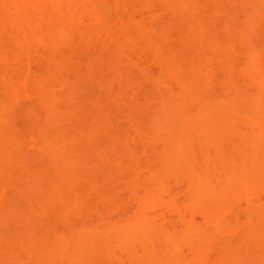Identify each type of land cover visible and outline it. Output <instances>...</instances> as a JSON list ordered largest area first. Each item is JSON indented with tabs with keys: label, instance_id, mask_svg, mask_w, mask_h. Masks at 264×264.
Wrapping results in <instances>:
<instances>
[{
	"label": "rangeland",
	"instance_id": "374dc122",
	"mask_svg": "<svg viewBox=\"0 0 264 264\" xmlns=\"http://www.w3.org/2000/svg\"><path fill=\"white\" fill-rule=\"evenodd\" d=\"M33 1L35 2L36 0H32V2ZM81 1L79 2L78 0L77 6H76L77 11H76V14L74 15V18L76 19L77 23H75V25L73 24L74 25L73 27L71 26L72 27L70 28L71 30L67 28L68 35L71 36L70 39L65 38L66 33L65 31H62V30L61 32L60 30H58L59 35L57 31H55V33L49 32L48 36L46 35L47 31L42 30L43 32H45V37L42 38L44 39V42H42L41 40L40 42L36 40L37 41L36 43V41L31 39L32 43L30 41L31 49L29 51H25L22 48H20L19 43H17L16 40H13L12 38V36L14 35H19L17 36V38L19 37L18 39L20 40L21 39L20 36H22L23 34L24 29H22V31L20 29H21V26L24 27V24H23L24 22L21 23L23 25H20L19 21H17L16 19L17 17L21 16L22 9L21 10L19 9L20 13H17L19 11L16 12L17 13L16 15L18 16L15 17L16 22H18L19 24L20 29L19 28L17 29V27L14 28L15 26H9L8 25L9 22L8 24L4 22L6 23L4 24L0 18V101L1 100L4 101L7 99L13 111L12 113L13 116L11 115V117H9L8 119H4L3 123H1V125L3 126L1 129L3 130L7 129L6 132L7 131L9 132V131H13L11 130L12 125L14 128L16 126L19 127V128L16 127V129L18 128L17 130L20 133H17V132H15V134L12 133L15 135V137H17V140L18 141L21 140L19 142L22 143L19 145L20 147H17L16 149L18 151V149L21 148L19 150V154L20 155L26 154L28 160H29V157L31 160L30 162L28 161L27 163L28 166H30V168L26 166L27 164L22 165V167L24 166L23 169L26 168L24 170H21L22 167L20 166L21 161L23 159L22 160L20 159V162L14 161L15 163H20L19 166L17 165L18 168L16 167L15 163L10 165L11 167L9 166L10 167L9 171L10 173L12 172L11 175L13 174L15 176V179H14V176H11V183H13L14 181L15 184L13 185L14 187L12 186L11 190H10V187L8 188L9 186L8 184H7L8 185L7 189L5 188L6 191H3L5 189L2 190V192L5 193V194H2L3 195L2 197H5L6 199L1 197L3 201L1 199L0 206L4 205V206H1V209L3 207V209L5 210L8 204H11V205L16 204V206H21L22 204H24L23 199L27 197L26 196L27 194L24 192L28 190L26 188H29L30 193L32 192V194L39 195L40 192L38 193V190L40 189L39 191H41V186L44 183L40 185V188L38 187L34 189L31 186L33 189L32 190L30 188V185H28L29 182L27 181L28 183H25L26 181L24 182V179H23L22 180L24 182L23 183L21 182V179L22 177L25 178V175H29V174L35 175V174H32L33 169L31 167H34V168L36 167L37 169V167L41 165L40 163L41 158L38 157L39 154H37L36 150H34V148L36 147V143H38L36 141L40 140L42 134L55 135L56 134L55 132H57V128H59L58 127L59 125L60 127L61 125H63V127L64 126L67 127V130L70 132L73 130L83 129L87 133V131L91 132L92 130H94L95 118H98V120H103L104 122L100 128V131L97 134H94V131H92L93 135L91 134L92 132L87 133L89 137L92 136L91 139L86 141L88 139L87 138L85 141L80 140V141H76L75 143L79 144L82 142L84 146L86 144L91 149H94V148H96V150L100 149L101 152L104 151L106 153L104 152L103 153L108 155V152L110 153V151L112 150L111 148L114 145V143L120 142L122 140V137L124 136L131 137L132 139L137 140L140 143L136 142L137 145L136 144L134 145V147H137L136 150L134 148L136 154L134 153L135 156L133 159H130V162L134 164L133 161L135 162L137 161L139 166L138 168L134 170V172H129L128 170L126 171L124 170L125 172H122L123 169L122 170L120 169L121 171L116 170L117 169L116 166L114 168L113 164L106 163L105 164L106 166H109L110 164L112 165V166L110 165L111 168L108 167L112 169L111 171L114 170L113 174L112 175L110 174V178L112 179L109 178L110 181L107 182L108 178H107L106 172H103L106 175L105 177L103 176L104 174L102 173V171L104 170L100 171L102 167L101 168L98 167L100 169L98 170L96 169L97 167L95 168L90 165L87 166V163H85V165L83 163V165L79 167L81 170L80 172L83 177L87 176L86 180L87 181L89 180V182L87 183L83 179H80L82 178V176L80 175L74 178L75 185H72L70 191H75V194H79V195H76V197H80V199L86 196L85 197L86 202L84 203H87L86 205L90 203L88 207L89 206L91 207V205L95 206V203H97L96 206L93 207L95 209L91 208L95 210L96 212L92 210L90 211V207L89 208L85 207L86 209L90 211L89 212L82 205L81 206L82 208L80 209L83 211H80V209L78 211V209L76 210L75 208V211L77 214L68 215L69 217L66 219H68V221L70 222H66L65 221L66 219L64 217L62 220L60 219V217H57L58 215H56V213L57 214L60 213L58 211L62 210L63 205L60 203L61 204L60 205L61 207H60L58 205L59 203L58 204L54 203V205L57 204L58 206L55 205V208L52 207L46 210L43 213L46 215H43V217L40 216V214H39L40 218L38 219L39 216L37 217L36 222L38 221L39 225L42 222L41 227H38V224H36L35 221H33L35 223L33 222L31 223L32 224L31 225L32 227H30L31 233H32L31 236H28L27 233H24L25 235L23 234L21 235L22 232L18 233L17 235V232H18L17 228L21 226L20 225L21 223L23 226L24 218L23 220L19 218L20 221L17 220V218H15L16 221L14 222L12 221V223H10L11 221L8 223L6 222V225L5 226L3 225L4 228L2 227L1 228L2 230L0 232L1 234L0 244H2L0 245V250L2 249V251H0L2 254L0 253V255L3 257L5 256L4 258L3 257L0 258L1 259L0 264H40L45 260L44 256H45L46 250L44 246L45 243L43 241L49 240L51 236L54 237L53 235L54 232L56 233V235L58 234V237H61L59 236V234L66 235L67 231L69 230L67 228H70V227L72 228L73 226L74 227H78V226L85 227L88 225L93 226V225H96V222H97L98 224L97 227L99 228V227H102V223H103V226L106 225V223H104L106 221L108 223L114 220H119L121 218L128 219L130 217L129 218L130 220L135 218L133 213H135L136 207L138 205L137 198L139 196L137 195H141L143 193L144 187L147 184V181L145 178H147L146 175H148V173H147V170L145 169V166L147 165L149 161L148 155L150 156L151 154H153V152H151L152 150L150 152L145 150L149 147L151 148L153 144L151 145L150 144L151 142L150 143L148 142L150 140H147V138H143V137L148 131L152 130L151 126H152L153 118L156 112L160 108V105L157 99L162 95L163 89L170 88L168 90L174 92L175 90H178L177 88L178 86L176 87V84L174 83L173 79L170 80L171 82L169 81V78L171 77L173 70H171L170 68L165 69V67H164V70L163 69L161 70V66L163 67L162 59L160 61L159 56L157 57V55L149 52V50L146 48V43H145L146 41L143 42V39H139V38H138L139 40L137 39L138 35H136V33L138 34L137 32L138 29H136V33H135L136 36L133 35V33L135 32V29L133 28L134 25L132 24L133 26H131L127 23V22H130L131 24L132 20L129 21L130 20L129 19L127 21L126 19L128 18L129 14L131 15V13L135 12L134 13L135 16L133 15V17L136 18L138 16L136 18L138 21V24L140 23V21L141 22L146 21L148 22L147 26H152L153 29L156 28V30L154 29L155 32L157 31V33L154 32L155 36L156 34H158V32L163 31L164 38L166 40L164 42H166L167 47L171 49L170 51L176 48L178 49L182 48V50L180 49L179 51H181L184 54V57H185L184 64L185 65L190 64L191 63L189 62L190 59L195 57V58H198V61L201 64L207 66L208 73L207 74L205 73L204 78L205 79L207 78L208 80L210 79V84L208 85V89L206 88L207 89L206 92L212 93V94H220L226 84L225 82L229 79L231 80L232 83L230 87H228L230 82H227L226 84L228 85L227 86L228 89L226 88L227 89L226 94L228 93V96L233 95L235 91L239 93H241V91L242 92L245 91V95H246V92L249 91L250 95H248L249 93L247 94L248 101L255 102L256 104L264 101V2H263L264 0H187L188 4L192 5V8L194 7L193 11H191L192 9L190 6V10L188 12L182 9H180L182 11H178L179 10L178 8H177L178 10H175L174 8L176 7L174 8L167 7L169 6L168 4H166V7L163 8L161 5H156L158 3V0H155L156 4H154L155 3L154 2L152 3V5H150L152 7L147 6L146 4L143 5V2H142L143 0L142 1L141 0H123V1L122 0H117V1L116 0H89L88 1L87 0V3L90 2L91 4L89 5L88 3L89 6H87V3H85L86 2L85 0H84L85 1L84 3H81ZM7 2H10V1H7ZM3 3L4 2H0V5H1L0 8L3 7L0 10H2L1 14L3 12L4 15L3 14L2 15L5 17L6 15L11 13V10L14 11L15 8L13 7V5L9 7L10 5L9 3L8 4L6 3L3 4ZM89 9L91 10V12L94 11V9L96 10V12L95 11L94 13L92 12L93 16L95 17L91 16L92 13L90 12ZM22 13H23V10H22ZM24 13L22 14L21 17L28 20L29 23L25 19L20 20V21H26L28 25L32 23V25L30 24L31 30L28 29L27 25H26L27 28L24 27L25 29H27L26 31L29 30V31L34 32L37 29L38 30L37 32L38 33L40 32L41 34L42 31H39V29L36 28L37 25H35V24H38L37 22L38 20H40L39 19L40 15L39 14L37 15L36 12L34 13L32 11V12H28V14L26 13L25 16H23ZM96 13L98 14V18H96L97 17ZM190 15L191 16L194 15L193 18ZM3 16L0 15V17H3ZM246 16L248 17L246 18ZM3 20H6V19L3 18ZM8 21L11 22L12 20H8ZM122 22L128 25L125 24L124 26ZM134 24L136 25L137 23L134 22ZM200 24L203 25V28H200L201 27L199 26ZM126 26L129 28H126ZM11 27H13V29ZM34 28L36 29L34 30ZM144 28H147V27L145 26ZM10 32L12 33L11 34L12 36L7 38ZM129 32L130 33L132 32L131 33L132 35ZM247 32L248 34H246ZM5 33H7L6 38L4 36L6 35ZM24 33L26 34L27 32H24ZM31 33L32 32H30L29 35L33 34ZM114 33H115V36H114ZM122 33L129 35L126 37L127 39L124 40L125 37L124 38L122 37L123 35ZM163 34L162 35L160 34V35L163 36ZM133 36L136 38H134ZM61 37H64L66 40L64 38H62L63 40L60 39ZM128 37L131 39L132 43L129 42L130 40ZM231 37L234 38L233 42H230ZM241 39H242V42L245 40L246 42L244 41V44L247 43L250 47L248 54H245V52H247L246 49L244 52L242 51V49L244 48L241 47L242 49H240L239 46H237L239 40L241 42ZM123 40L125 42H122V45H123L122 47L121 41ZM58 41H60V43H58ZM126 41L128 42L126 43ZM161 41L163 42V39ZM49 45H51L50 46L51 50H48V51H51V52L55 51L53 52L55 56L54 54H51L55 57L53 61L49 57L50 52H49L48 57L47 56L45 57V55L41 54L43 53L44 50H47V48H49ZM56 46H57V49L55 48ZM52 47H53V50H52ZM169 54H171V52ZM173 55L174 54H172L171 56L173 57ZM176 55L177 57L178 56L180 57L178 53ZM246 56H248L247 58L249 60H257V61L260 60L261 61V63L259 62V64H257L256 69H254V71L251 70L252 72L251 71L248 72L245 69L244 71H247V72L241 71L240 65H242L243 61L244 62L246 61L244 60V57L246 58ZM183 60L181 61L183 62ZM165 61L166 63L169 62V58H166ZM163 71L166 73H163ZM155 78H157L158 80L163 78L162 79L164 81L163 85L165 83V87L161 86L162 84L155 83L158 81V80L156 81ZM204 78H203V81H206L204 80ZM9 80H12L13 82L12 86L8 85ZM200 81L202 82V80ZM173 83L175 84V86ZM239 96L240 95H238V97ZM243 96L241 95L242 101L243 99L245 100L247 98V96H245L246 98H243ZM238 97L236 96V98ZM241 97H240V100H241ZM236 100L239 101V98ZM23 127L24 129H22ZM65 127L64 129H66ZM25 128L27 130H25ZM29 131L30 132L33 131V132L30 134ZM0 132L2 134L3 131L0 130ZM37 136H39V139ZM225 139L226 137L225 138L223 137V140H224L223 142H225L223 143L224 146L226 143L228 144V141L226 142ZM156 140L157 139H155V141ZM159 140L160 139H158L157 142L161 144ZM155 141H153L154 144L156 145L155 148L159 147L160 144ZM75 143H73V145ZM146 144H148V147ZM230 144H231V139L228 144L229 146L224 147L225 152H227L226 154L235 153V155H237V153H239V151H237L239 148L237 149L235 147L236 149L235 148L232 149L231 147H232L233 142L231 146ZM87 146L85 147L87 148ZM19 154H17L18 156L17 159L20 158ZM196 155L200 156V154H196ZM22 156L23 155H21V157ZM225 156L226 155L224 153V157ZM149 162L151 163L152 161H149ZM152 163L154 164V162ZM27 169H30V171L32 169V171L30 172ZM53 169L51 168V166H47L46 171L48 173H52ZM19 173H21L23 176L21 174L19 175ZM133 174H135L136 176ZM162 174H165V173H162ZM17 175H19L20 177L19 176L18 177L21 179L19 178L17 179ZM101 175L103 176V178H105L104 180L101 179L102 178ZM167 175L170 176V173L168 172V170L166 171V178H165L166 183H167L166 185H168V188L166 187V194H165L166 201L170 203L171 202L170 198L175 197L176 200L179 202V204L176 200H175V203L173 204L176 206L177 205L179 206L181 203L182 205H180V207L185 205V208H186V204L183 205V203L185 202L183 200L185 198L184 194L186 192V186H187V185L186 186L184 185L186 183L182 182L183 184H180L181 183L180 181L177 182L176 180L173 179V177L170 178L171 176L167 177ZM134 176L137 179L136 178L134 179L133 178ZM88 177H90V179ZM15 181H17V183ZM90 182L93 183L94 185H91ZM11 183H10V186L12 185ZM26 184L29 187L26 186ZM46 185L47 183L44 186H42L43 190L46 188L45 187ZM91 186L93 187L94 190L96 189L95 190L96 192H98L97 191L98 189L99 191L100 189L102 190L104 186H105L104 189L107 187L108 189L107 190L105 189L107 193L104 190L100 192L101 194L104 193V195L102 194L103 197L106 196L104 198L105 200L103 199L100 200V197L98 196L100 193L95 192L96 193L95 194L93 189H91L92 188ZM16 187L18 188L20 187L19 188L20 193L17 192L18 188ZM169 189L171 190V192ZM33 191L35 193H33ZM88 191L90 192L92 191V192L85 195L86 192ZM27 193L30 195L29 191ZM83 193H84V196H82ZM65 194H67L68 196H71L70 198H75L74 192H62L61 196ZM174 194L175 196H173ZM177 194H179L180 196ZM109 195L111 196V198L109 197ZM68 196L65 195L63 197L67 198ZM177 196L179 197L177 198ZM112 198L113 200H111ZM99 201L102 202L101 206H100V203H98ZM253 202L255 203V201ZM104 203H108V205L105 204L107 208L102 207ZM168 203H166V205ZM119 204L121 205L119 206L120 208L118 207ZM161 204L162 203H160L159 205H156L157 207V209H155L156 211H154V209L152 208L154 211L153 213L158 214V216L161 215V217H162V214L164 213L167 218L176 222L175 220L177 218L176 216L177 214L174 213L175 210L174 209L168 210L167 209L168 205L165 207L164 205L162 206ZM243 204H244L243 206H245V203ZM113 205L117 206V208L113 207ZM161 206L163 209L161 208ZM99 207H102V208H99ZM171 207L172 206H170L169 204V208ZM84 209L86 210L87 214L85 213ZM101 209L103 211H101ZM242 209L243 207L241 208V210ZM5 211H7V209ZM81 213L84 216L81 215ZM101 213L105 215H102ZM198 216L199 215L197 214L195 215L196 219L201 221L200 219L201 217L199 218ZM85 217L87 218V220L85 219ZM26 222L27 221H25V223ZM64 222H66L67 224L69 223L68 225L69 227ZM34 226H37V227H34ZM24 227L26 228V226ZM10 228L11 229L14 228V229H12L11 231ZM6 229L8 231H6ZM62 230H65V231H62ZM29 232H30V229H29ZM159 234H162V233H159ZM26 235L28 237H31V239L29 240ZM13 236L16 237V242H17V239L19 240V237H20V241H22V243L25 242L24 243L25 246L28 247V245L29 246L31 245L30 248L26 250L27 249L26 247L22 248L20 246V245L24 246V244L20 243L19 245L20 247H19L18 244L14 243L17 246L16 247L14 244H12L13 240L10 245L9 242L11 241ZM25 236L27 239L25 238ZM104 236L106 235L100 234L99 237L97 236L98 239L97 238L96 239L99 240L100 237L103 238ZM247 236H249V234H247ZM3 237L5 239H2ZM107 237L108 236H106V239ZM247 238L245 236L244 239L246 240ZM23 239H25L24 242H23ZM34 239L36 240V242L33 241ZM106 239L104 238V240L103 239L101 240L104 243L106 242L105 241ZM31 240L33 241V243H31L32 242ZM236 240H237L236 243L238 244V239ZM245 240L244 241L239 240V246L235 248L237 255L238 254L240 255L239 256L240 259L238 258L239 260H234V262H232L231 260V263L229 261V264H232V263L233 264H251L252 262L254 263V260H253L254 258H251L253 251L251 252V249L247 247L248 243ZM5 242H7V244ZM14 242H15V238H14ZM42 242L44 243V245L40 246L41 244H43ZM99 242L100 241L97 242L98 245L100 244ZM8 244L10 246H8ZM159 244L161 246L162 244H164V242L159 243ZM160 246L159 248L156 247V249L159 250ZM98 247L101 248V246H98ZM99 248H97V246L95 248L98 253L95 252L96 251L95 249L94 251L92 250V256H91L92 259L90 258L89 260H87L88 258L86 259L82 258V260L78 259L79 261L77 263L75 261H72L71 263L70 261H68L67 259L68 257L66 255L61 254L60 257L49 255L50 257L52 256L55 257L54 259L50 258L51 260L47 259V256H45L48 262H46L45 260L43 263L45 264H48V263L49 264H73L75 262V264H92L93 263L92 261L94 260L95 262L94 264H97L99 262H101L102 264H114V263L115 264H131V262L129 261L130 260L129 257L127 258V255L123 253L121 254L122 255L121 256L119 253L120 251L119 252L116 251L117 252L116 257L118 258L119 263L118 261H116L117 260L116 258H115L116 260H113V261L107 260L103 256L100 255L102 253L99 252V250H101ZM164 248H165V245H162L161 249H164ZM166 248H167V245H166ZM214 250L215 249H213V253H214L213 257L215 259L217 252H214ZM3 251L5 253H3ZM140 254H143V253H140ZM234 255L236 254L234 253ZM234 255L232 256L234 257ZM120 256L122 257L121 259H120ZM211 258H212V255H211ZM27 259H28V262H27ZM84 260H87V261L85 262ZM96 260L98 262H96ZM209 261L211 262L212 259ZM141 262H143V260L137 263L141 264ZM132 264H134V261Z\"/></svg>",
	"mask_w": 264,
	"mask_h": 264
},
{
	"label": "bare ground",
	"instance_id": "6f19581e",
	"mask_svg": "<svg viewBox=\"0 0 264 264\" xmlns=\"http://www.w3.org/2000/svg\"><path fill=\"white\" fill-rule=\"evenodd\" d=\"M7 1H10V2H7ZM80 1L81 0H79V2ZM85 1L82 0L81 3H84V2L87 3V0ZM0 2H4V3L7 2L6 4L8 3L10 4L9 7L13 5V7L16 9V10L14 9V11L11 10V13L5 16L6 18L3 16L4 15L3 12H2L3 15L1 14L2 10H0V15L3 16L0 18L3 23L6 22L8 24L9 22L8 24L9 26H15L14 28L17 27V29L18 28L20 29L19 24L20 25L24 24L25 28H27L28 26V29L31 30L32 23H30L31 25L30 24L28 25L27 24L28 20H26L25 18L21 16L24 12L25 13L23 16H25L26 13L28 14V12H32V11L34 13L36 12L37 15L38 14L40 15L39 16L40 20H38L37 22L38 24H35L37 25L36 28H38L39 31H42V30L47 31L46 32L47 36L49 32L55 33V31H57L58 33L59 32L58 30H60V32L62 30V31H65L66 33L65 34L63 32L65 34V38L70 39L71 36L68 35L67 28L70 29L75 25V23H77L76 19L74 18V15L76 14V11H77L76 6H77L78 0H36L35 2L34 1L32 2V0H6V1L1 0ZM142 2H143V5L146 4L147 6L152 5V3L154 2H155L154 4H156L155 0H143ZM88 3L89 5H91L90 2ZM88 3H87V6H89ZM166 4L169 5L167 7H172V8L176 7L174 9L175 10L179 9L178 11L184 10L188 12L190 10V6L192 9L191 11H193L194 9V7L192 8V5L188 4L187 0L186 1L185 0H158V3L156 5H161L163 8H165ZM19 9L20 10L22 9L23 13L21 10V16L17 17L18 15L16 14L20 13ZM94 11L96 12L95 9ZM94 11L92 12L94 13ZM93 13L91 14V16H93ZM134 13H131V15L127 13L129 15H128V18H126L127 21L129 19H130L129 21L132 20L131 24L130 22H127V23L131 26L134 25L133 28L135 29V32L132 31L134 32L133 35L134 36L138 35L137 39L138 38L143 39V42L146 41L145 42L146 48L149 50V52L157 55V57L159 56L160 61L162 59L163 67L161 66V70L162 69L164 70V67L165 69L170 68L171 70H173L172 75H171L172 78L170 77L169 81L173 79L174 83L176 84V87L178 86L177 87L178 90H175L174 92L168 90L170 88L163 89L162 95L157 99L160 105V108L156 112L153 118L152 126H151L152 130L148 131L143 137V138H147V140H150L148 142L149 143L151 142L150 143L151 145L153 144L151 148L149 147L145 150L149 152L152 150L151 152H153V154H151L150 156L148 155L149 157L148 160L154 162V164L148 161L147 165L145 166V169L147 170V173H148V175H146L147 178H145L147 181V184L144 187L143 193L141 195H137L139 196L137 198L138 205L136 207L135 213H133L135 218H133L132 220L129 219L130 217L129 218L127 217L128 219L121 218L119 220H114L108 223L106 221L104 222L106 223V225L103 226V223H102V227H99V228L97 227L98 225L97 222H96V225H93V226L91 225L90 226L88 225L85 227L84 226H81V227L73 226L72 228L71 227L67 228L69 230L67 231L66 235L59 234V236L61 237H58V234L56 235V233L54 232L53 233L54 237L50 235L52 239L50 238L47 241L44 239L46 241V242L43 241L45 245L43 242H42L43 244L40 245V246L42 245L45 246V250H46L45 256H47V259L51 260L50 258L54 259L56 256L60 257L61 254H63L68 257L67 259L71 263L72 261H75L77 263L79 260H82V258H85V259L88 258L87 260H89L92 256V250L94 251L96 246L97 248H99L98 246H101V248H99L101 249L99 250V252L102 254L100 255L103 256L105 259L111 260V261L117 259L116 261H118V263H119V260L116 257L117 256L116 251L118 252L120 251L119 252L120 255L122 253L127 255V258L129 257L130 259L129 261L131 262V264L133 263V261H134V264L135 263L138 264L142 260L143 262H141V264L142 263L144 264H229V261L231 263V260L232 262H234V260L240 259L239 258L240 255L239 254L237 255L235 248L239 246V240L244 241L245 240L244 238L246 236V238L248 237L245 240L248 243V244L246 243L247 247L251 249V252L253 251L251 258H254L253 259L254 263L253 262L252 263L253 264H264V161H263L264 160V101L259 102L257 104L255 102L248 101V95H250L249 91L246 92V95H245V91L243 92L241 91V93L235 91L233 95L228 96V93L226 94L228 85L226 84L227 82H230V84L228 83L229 84L228 87H230L232 83L231 80L229 79L225 82L226 87L224 86L220 94H212V93L206 92L208 89V85L210 84V79L208 80L207 78L206 79L204 78L205 73L206 74L208 73L207 66L201 64L198 61V58H195V57L191 58L189 61L191 63L186 64L187 65L186 66L184 64L185 63L184 54L181 51H179L180 49L182 50V48H179V49L176 48L172 50L174 53L170 51L171 49H169L167 47L166 42H164L166 41L164 38V34H163L164 32L159 30L160 32H158V34H156L155 36V33H157V31L155 32L154 29L156 30V28L153 29L152 26H147L148 22L146 21H143V22L140 21V23L138 24V21L136 19L138 16L134 18L133 17ZM193 16L191 17L193 18ZM15 17H17L16 19L17 21H19V24L18 22H16ZM247 17L248 16H246V18ZM3 18L6 19L7 21L3 20ZM96 18H98V14ZM24 19L27 22L20 21ZM8 20H12V21L10 22ZM134 22L137 24L135 25ZM144 25L148 29L144 28L145 27ZM199 26H201L200 28H203L202 24H200ZM24 27L21 26V29H20L21 31L22 29L25 30V31L23 30V34L22 36H20L21 37L20 40L18 39L19 37L17 38V36L19 35L12 36L11 32L10 34H8L9 36H7V33H5L6 34L4 35L5 38L6 36L7 38L12 36L13 40H16V42L19 43L20 48H22L25 51H29L31 49V44H30L31 39L34 41L37 40L40 42L41 40L42 42H44V39L42 38L45 37V32L42 31L43 33L42 35V33L41 34L40 32L38 33L37 32L38 30L34 28V30L36 29L34 32L28 30L29 33L30 32L33 33V34L31 33L32 35H29L28 31H26L27 29H25ZM11 28L13 29V27ZM126 28H129V27L126 26ZM136 29H138L137 31L138 34L136 33ZM24 32H27L26 33L27 35ZM248 32L246 34H248ZM122 34H121L122 37L123 38L125 37L124 40L127 39L126 38L127 36H129L124 33ZM160 34L161 35L163 34V36H161ZM114 36H115V33H114ZM157 36L161 40L163 39V42L160 39H158ZM62 38L64 37H61L60 39ZM233 39L234 38L231 37L230 42H233L234 41ZM124 40L121 41V45H122V42H125ZM129 40L128 41L132 43L130 38ZM128 41H126V43ZM244 41L242 42V39H241V42H240L239 40L237 46H239L240 49L244 48L242 49V51L244 52L246 49L247 52H245V54H248L250 47L247 43H245L246 44L245 45ZM58 43H60V41H58ZM51 45H49V48H47V50H44L45 52L43 51V53L41 54L45 55V57L46 56L48 57L49 52H50L49 57L53 61L55 59L54 57L55 54L53 52L55 51H52V52L48 51V50H51L50 49ZM55 48L57 49V46ZM52 50H53V47H52ZM168 52L169 53L171 52V54H169ZM177 53L178 55H180L182 59L179 56L177 57L176 55ZM51 54H54V56ZM172 54H174L173 57L171 56ZM247 57L248 56H246V58ZM166 58H169V62H167L168 64L165 61ZM246 58L244 57V60L246 61L245 62L243 61L242 65H240L241 71H244V69L247 70L248 72H250L251 70L254 71V69H256L257 64H259V62L261 63L260 60L259 61L249 60L248 58L247 59ZM178 59L180 62L178 61ZM181 60H183V62ZM247 71H244V72H247ZM163 73H166V72L163 71ZM200 76L202 77V79ZM203 78L207 82L203 81ZM155 79L156 81L158 80L157 78ZM162 79L163 78L159 79L160 81L158 80L155 83L162 84L161 86L165 87V83L163 85L164 81ZM200 80H202V82ZM8 85L9 86L13 85L12 80H9ZM238 95L240 96L238 97ZM241 95L242 96L244 95L243 98H246L245 96H247V98L245 100L243 99L242 101ZM236 96L239 98V101L236 100L238 99L236 98ZM240 97H241V100H240ZM12 113L13 111L8 103V100L7 99L4 101L1 100L0 101V130L3 132L2 134L0 132V184H1L0 185V190H1L0 191V204H1V199L5 198V197H2L3 196L2 194H5L4 192H2V190L5 188L7 189L8 185H9L8 188L10 187V190H11L12 186L15 184L14 181L13 183H11V176H14V175L13 174L11 175L12 172L10 173L9 171V168L11 167L10 165L14 164L15 163L14 161L20 162V159L21 160L23 159L24 161L22 160L21 164L15 163L16 167L18 168L19 164L22 167V165H25L28 163V161L29 162L31 161L29 156H28L29 157V160H28L26 154H21L23 155L21 157V155L19 154V150L21 148L18 149V151L16 149L17 147H20L19 146L20 144H22L19 142L21 140L18 141L17 137H15L14 135L15 132L20 133L17 130L19 127L16 126L18 127L16 129V127L14 128L12 125L11 130L14 131L15 129L14 132L13 131L6 132L7 129H4V130L1 129L3 127L1 123H3L4 119H8L9 117H11V115L13 116ZM103 122H104L103 120H98V118H95V126H94V130H92L94 131V134H97L100 131V128ZM58 127L59 128H57V132H55L56 133L55 135L42 134L40 140L36 141L38 143H36V147L34 148V150H36V153L39 154L38 157L41 158L40 159L41 165L39 166L37 165L38 170L36 169V167L35 168L31 167L33 169V171L31 169L32 174H35V175H30V174L25 175L24 173L25 178L22 177V179L19 178L20 177L19 175L21 173L17 175V179L18 178L21 179V182H23L22 181L23 179H24V182L26 181L25 183L29 182L30 184L28 183V185H30L31 189L32 187L34 189L38 187L40 188V185H42L43 183L44 184L42 186H44L47 183V185L45 186L46 188L43 190L41 186V191H39L40 190L39 189L38 193L39 192L40 193L39 195H37V194H32V192L30 193L29 188L25 187L28 190L26 191L25 189L26 192H24L27 194L26 195L27 197L25 198L23 197L24 199L22 198L24 204H22L21 206H16V204L11 205L6 202L8 204V206L5 205L7 207L6 208L7 211H5L6 209L4 210L3 207L1 209V206H4V205H1L0 206V232L2 230L1 228L2 227L4 228V226L6 225V222L8 223L11 221L10 223H12V221L13 222L16 221L15 218H17V220L19 221H20L19 218H21L22 220L24 218L23 226L21 223L20 224L21 226L17 228L18 230L17 235L18 233L22 232L21 235L22 234L25 235L24 233H27L28 236H31L32 235L31 228H30L32 227L31 223L33 221L36 222L39 214L42 217L43 215H46L43 213L52 207L55 208V205H57L58 203H59L58 204L59 206L62 204L63 208L61 211H58L60 213L58 214L56 213V215H58L57 217H60V219L62 220H63V217L65 219L68 218L69 217L68 215H76L77 213L75 211V208L76 210L78 209V211L80 208H82L81 207L82 205L84 206V208L85 207L87 208L90 203L88 205H86L87 203H84L86 202V198H85L86 196L80 199V197H76V195H79V194H75V191H70L72 185H75L74 178L81 175V172H80L81 170L79 167H81L83 163L84 165L85 163H87V166L90 165L95 168L97 167L96 169L98 170H100L99 168L102 167L100 171L104 170L102 171V173L106 172L107 178H108V179L106 178L108 180L107 182H109L110 179H112L110 178V174L112 175L114 171V170L111 171L112 169H110L112 166L111 164L114 165L113 166L114 168L115 166L117 167L116 170L121 171L123 169L122 172H125L126 170H128L129 172H134V170L138 168L139 166L137 161L136 162L133 161L134 164L130 162V159H133L136 154L135 150L137 147H134V145L135 144L137 145V143H140L139 141L134 140L131 137H128V136L122 137V140L120 142L114 143V145L111 148L112 150L110 151V153L108 152V155H107V154H104L106 152L104 151L101 152L100 149L96 150V148H94L96 146L92 147L94 149H91L85 144V146H87L86 148L84 144H82V142L79 144L75 143L76 141H80V140L85 141L87 138L88 139L86 141L91 139L92 136L89 137L87 133L88 132L91 133L92 131L91 132L87 131L86 133V131H84L83 129L82 130L78 129V130H73L70 132L67 130V127L65 126L64 127L66 129H64L63 125H61V127L59 125ZM22 129H24V127ZM25 130L27 129L25 128ZM32 132L33 131H31L30 134ZM91 134L93 135V132ZM37 137L39 139V136ZM223 137L224 138L226 137L225 141L226 142L228 141V144L231 139V144L233 142L232 147H231L232 149L235 147L237 149L238 148L240 149V150L239 149L237 150L239 151L237 155H235V153L226 154L227 152H225L224 147L229 146V145L226 143L224 146L223 143L225 142H223L224 141ZM155 139L157 140L160 139L159 141L161 142V144L157 142V140L155 141ZM152 140L159 143L160 146L155 148L156 145L154 144ZM73 143L77 145L75 144L73 145ZM81 145H83L84 147ZM146 145L148 147V144ZM224 153L226 155L225 157H224ZM17 154L20 155L19 159H17L18 158ZM196 154H200L201 157ZM106 163L108 164L111 163L110 164L111 166L110 165L106 166L105 165ZM26 166H28V164ZM47 166H51L52 169L54 168L52 173H48L46 171ZM23 167L21 170L26 169V168L23 169ZM28 167L30 168V166ZM27 170L30 171V169H27ZM109 170L111 173L109 172ZM165 170L166 171L168 170L171 176L170 177L167 175V177H170V178L173 177V179L176 180L177 182L180 181L181 182L180 184H183L184 182L186 183L184 185V186L187 185L186 192L184 194L185 198L184 200L182 199L183 201H185L183 205L186 204V208H185V205L180 207V205H182L181 203L179 206L174 205L173 203H175V200H176L175 197L170 198L171 199L170 203L166 201L165 194H166V187L168 188V185H166L167 183L165 179L166 178ZM162 173H165V174H162ZM103 174H104L103 176L106 177L105 173ZM103 176L101 179L104 180L105 178H103ZM135 176L133 177L134 179L136 178ZM86 177L82 176V178L80 179H83L84 181L88 183L89 180L87 181ZM88 178L90 179V177ZM14 179H15V176H14ZM15 182L17 183V181ZM10 183L12 184L11 186H10ZM28 185L26 184V186ZM91 185H94V184L91 183ZM104 187L102 190L100 189V191L98 189L97 190L98 192H96L95 191L96 189L94 190L93 187L91 189H93L94 193L95 192L100 193L103 190L105 191V189L106 190L108 189L107 187L104 189ZM19 188H18L19 191L17 190V192L20 193ZM6 189L3 191H6ZM28 191L30 195L27 193ZM62 192H74L75 198H70L71 196H68L67 194H65L66 196H68L67 198L63 197L65 195L61 196ZM91 192L88 191L86 192L85 195ZM105 192L107 193V191ZM33 193L35 192L33 191ZM102 194L104 195V193ZM102 194L100 193L98 196L100 197V200L101 199L105 200L104 198L106 196L103 197ZM82 196H84V193ZM173 196H175V194ZM179 196H177V198ZM109 197L111 198L110 195ZM111 200H113V198ZM253 201H255V203ZM54 203H57V204L54 205ZM98 203H100V206H101L102 202L99 201ZM160 203H162L161 205L162 206L164 205L165 207L168 205L167 206L168 210L169 209L175 210L173 211L175 214H177L176 215L177 218L175 220L176 222L167 218L164 213H163L164 215L162 214V217L161 215L158 216V214L153 213L154 211H156L155 209H157L156 205H159ZM166 203L168 204L166 205ZM243 203H245V206H243L244 205ZM96 204L97 203H95V206ZM105 204L108 205V203H104L102 207L105 208L106 207ZM169 204L170 206H172L171 208H169ZM95 206H92V205L91 207L89 206L90 211L92 210L96 212L95 210H93L95 209L93 208ZM119 206L121 205L119 204L118 207ZM102 207H99V208H102ZM113 207L117 208V206H114V205ZM242 207H243L242 209L243 211L241 210ZM152 208L154 209V211ZM85 209L84 211L86 213V210L88 209L86 210ZM80 211H83V210L80 209ZM101 211L103 210L101 209ZM196 214L199 215L198 216L199 218L201 217L200 218L201 221L196 219L195 217ZM81 215L83 214L81 213ZM102 215H105V214H102ZM40 216L38 217V219L40 218ZM85 219L87 220L86 217ZM25 221H27L26 223L29 222L28 224L30 226L26 224ZM65 221L70 222L68 221V219H66ZM66 222L64 223L68 226L69 223L67 224ZM36 224H38V227H41L42 222L39 225V222L37 221ZM24 226H26L27 229ZM34 227H37V226H34ZM7 229L6 231H8ZM29 229H30V232H29ZM62 231H65V230H62ZM159 233H162L163 236L162 234H159ZM246 233L249 234V236H247ZM100 234L101 235L104 234L108 236L107 239H106V236H104L103 238L100 237V239L97 240ZM14 238H15V242H14ZM104 238L106 239L105 240L106 242L103 243L101 239L104 240ZM2 239H5V238L3 237ZM28 239L30 240L31 237H28ZM236 239H238V244L236 243L237 242ZM12 240H13V243H12ZM24 240L25 239H23V242ZM33 241L36 242L35 239ZM33 241L31 243H33ZM98 241H100L99 245L97 243ZM17 242H16V237L13 236L9 244L11 245V243L12 244L16 243L19 246L20 243L21 244L25 243V242L22 243V241H20V237H19V240L17 239ZM162 242H164V244L162 245H165L164 249H161L162 245L160 246L159 244ZM5 243L7 244V242ZM9 244L8 246H10ZM157 244L160 246L159 250L156 249V247L159 248ZM166 245H167V248H166ZM20 246L22 248L26 247L27 248L26 250H28L31 245L30 246L28 245V247L25 246V244L24 246L22 245ZM213 249H215L214 252H217L215 259L213 257V254H214ZM232 250L235 252H233ZM0 251H2V249ZM95 252H97V250ZM3 253L5 252L3 251ZM140 253H143V254H140ZM234 253L236 255H234ZM218 254L220 257L218 256ZM230 254L234 255V257ZM49 255L50 256L53 255L55 257L53 256L50 257ZM211 255H212V258H211ZM45 256H44V259L46 260V262H48ZM121 256H120V259L122 258ZM1 257L3 256L0 255V258ZM211 259L212 261L210 262L209 260ZM225 259L228 261H226ZM87 260H84V261L86 262ZM27 262H28V259H27ZM43 262L40 264H45ZM75 262L73 264H75ZM92 262H93L92 264L95 263L94 260ZM96 262L98 261L96 260Z\"/></svg>",
	"mask_w": 264,
	"mask_h": 264
}]
</instances>
